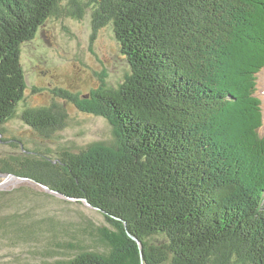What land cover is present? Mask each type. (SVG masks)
Returning a JSON list of instances; mask_svg holds the SVG:
<instances>
[{"label":"trees","instance_id":"16d2710c","mask_svg":"<svg viewBox=\"0 0 264 264\" xmlns=\"http://www.w3.org/2000/svg\"><path fill=\"white\" fill-rule=\"evenodd\" d=\"M63 1L0 0V141L21 149L0 157V174L100 208L111 225L98 228L104 250L63 240L58 247L77 250L66 264H264V136L253 95L264 0ZM91 7L92 38L110 24L130 71L80 103L55 94L106 118L115 140L49 156L5 139L26 87L21 45L49 18L80 19ZM19 117L44 138L67 124L55 103Z\"/></svg>","mask_w":264,"mask_h":264},{"label":"rangeland","instance_id":"374dc122","mask_svg":"<svg viewBox=\"0 0 264 264\" xmlns=\"http://www.w3.org/2000/svg\"><path fill=\"white\" fill-rule=\"evenodd\" d=\"M92 11V7L87 8L80 19L49 18L31 41L21 45L20 63L26 87L15 115L3 124L5 139H22L26 148L47 150L49 156L62 149L78 151L92 142L115 140L113 126L106 118L82 111L55 94L57 89L69 91L77 95L80 103L103 86H116L130 71L110 24L92 38ZM262 77L264 68L256 72L254 92L263 110L260 134L264 136V84L259 83ZM53 103L65 108L67 124L48 138L37 134L19 117L27 107ZM20 151L18 144L0 141V157L19 155ZM2 191L6 194L0 196L4 202L0 218L6 217L7 221L0 227V264H66L77 250L58 247L63 240L104 250L98 228L111 225L99 210L83 201L51 193L30 180L7 178L5 174H0ZM21 228L24 229L17 230Z\"/></svg>","mask_w":264,"mask_h":264},{"label":"water","instance_id":"95a60500","mask_svg":"<svg viewBox=\"0 0 264 264\" xmlns=\"http://www.w3.org/2000/svg\"><path fill=\"white\" fill-rule=\"evenodd\" d=\"M261 110H262V109H261ZM262 113H263V111H262ZM262 119H263V118H262ZM5 177H7V178L16 177V178L21 179V180H30V181H32V182H34V183L40 185L42 188L46 189L47 191H50L51 193H54V194H57V195H61V196L65 197L66 199H70V200H80V199H81V198H72V197L64 196V195L60 194L59 192H57V191H55V190L49 188L47 185H45V184H43V183H41V182H37L36 180L31 179V178H28V177L16 176V175H14V174H10V173L5 174ZM81 200H82L83 202H85L87 205H89L90 207H92V208L97 209V210L100 211V208L95 207V206H92V205H91L88 201H86L85 199H81ZM131 237H134V236L131 235ZM134 239L137 240L136 237H134ZM138 242H139V241H138ZM139 245H140V244H139ZM140 246H141V245H140ZM140 246H139V247H140ZM140 254H141V257H142V251H140Z\"/></svg>","mask_w":264,"mask_h":264},{"label":"bare ground","instance_id":"6f19581e","mask_svg":"<svg viewBox=\"0 0 264 264\" xmlns=\"http://www.w3.org/2000/svg\"><path fill=\"white\" fill-rule=\"evenodd\" d=\"M259 83H260V84H264V78H263V77L260 78ZM262 96H264V94H263ZM263 106H264V105H263Z\"/></svg>","mask_w":264,"mask_h":264}]
</instances>
